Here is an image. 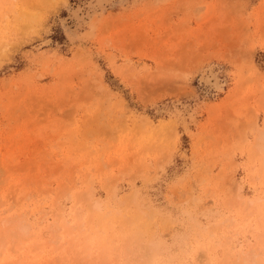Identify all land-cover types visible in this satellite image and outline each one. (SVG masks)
I'll use <instances>...</instances> for the list:
<instances>
[{
    "label": "rangeland",
    "instance_id": "374dc122",
    "mask_svg": "<svg viewBox=\"0 0 264 264\" xmlns=\"http://www.w3.org/2000/svg\"><path fill=\"white\" fill-rule=\"evenodd\" d=\"M0 264H264V0H0Z\"/></svg>",
    "mask_w": 264,
    "mask_h": 264
},
{
    "label": "bare ground",
    "instance_id": "6f19581e",
    "mask_svg": "<svg viewBox=\"0 0 264 264\" xmlns=\"http://www.w3.org/2000/svg\"><path fill=\"white\" fill-rule=\"evenodd\" d=\"M210 71V70H209ZM210 74V73H209ZM212 76H214L213 74H212ZM212 78H216L215 76L214 77H212ZM208 80H206L207 82L209 81V82H213V80H211L210 78H207ZM214 85H216L217 86V80L214 82ZM216 88V87H215Z\"/></svg>",
    "mask_w": 264,
    "mask_h": 264
}]
</instances>
